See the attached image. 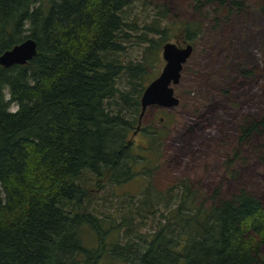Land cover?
Segmentation results:
<instances>
[{
    "label": "trees",
    "instance_id": "16d2710c",
    "mask_svg": "<svg viewBox=\"0 0 264 264\" xmlns=\"http://www.w3.org/2000/svg\"><path fill=\"white\" fill-rule=\"evenodd\" d=\"M136 1L0 0V55L27 38L37 48L23 65H0V264H264V204L244 188L224 196L188 179L164 190L149 180L126 211L91 208L105 187L151 175L136 151L155 155L166 130L163 117L152 128L140 116L147 70L168 40L193 44L201 31L191 20L171 36L167 6L139 21L127 11ZM132 45L141 57L123 59ZM263 131L264 116L240 139Z\"/></svg>",
    "mask_w": 264,
    "mask_h": 264
},
{
    "label": "rangeland",
    "instance_id": "374dc122",
    "mask_svg": "<svg viewBox=\"0 0 264 264\" xmlns=\"http://www.w3.org/2000/svg\"><path fill=\"white\" fill-rule=\"evenodd\" d=\"M150 1L144 6L136 1L127 9L128 15L145 20L151 6L166 5L169 13L163 25L175 28L171 36L191 20L201 22L200 35L178 83L171 85L178 103L169 108L151 105L144 111L142 122L152 128L160 127L159 117L165 119L160 151L155 155L136 151L151 159V175L137 174L121 186L105 187L91 199V208L98 214L115 213L121 206L126 211L130 195L138 196L149 180L164 190L181 179L207 194L218 188L228 196L244 188L264 204V131L240 139V127L264 116V2L240 0L243 7L236 8L233 0H227V6H206L200 11L195 8L197 0ZM141 52V46H129L123 59L135 61ZM163 65L160 50L157 62L147 70L146 85ZM134 140L138 147L147 144L140 135ZM235 151L239 157L228 169L225 162ZM144 165L139 163L135 170L140 172Z\"/></svg>",
    "mask_w": 264,
    "mask_h": 264
},
{
    "label": "water",
    "instance_id": "95a60500",
    "mask_svg": "<svg viewBox=\"0 0 264 264\" xmlns=\"http://www.w3.org/2000/svg\"><path fill=\"white\" fill-rule=\"evenodd\" d=\"M192 49L191 43L178 45L168 41L162 45L161 56L164 65L160 73L143 89L140 97V116L144 114L148 106L157 105L169 108L178 103V98L174 95L171 85L178 83L183 65L190 57ZM36 51V42L32 38H27L2 52L0 65L3 67L23 65L34 57Z\"/></svg>",
    "mask_w": 264,
    "mask_h": 264
},
{
    "label": "clouds",
    "instance_id": "9594fccd",
    "mask_svg": "<svg viewBox=\"0 0 264 264\" xmlns=\"http://www.w3.org/2000/svg\"><path fill=\"white\" fill-rule=\"evenodd\" d=\"M4 99L6 101L11 99V93H10L9 89L5 90ZM19 110H20V105L18 103L8 109V111L13 113V114L18 112Z\"/></svg>",
    "mask_w": 264,
    "mask_h": 264
}]
</instances>
